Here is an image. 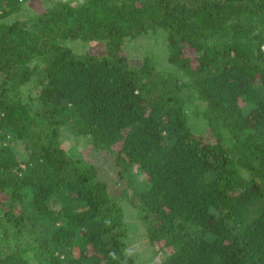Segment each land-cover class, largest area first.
Wrapping results in <instances>:
<instances>
[{
	"label": "trees",
	"instance_id": "16d2710c",
	"mask_svg": "<svg viewBox=\"0 0 264 264\" xmlns=\"http://www.w3.org/2000/svg\"><path fill=\"white\" fill-rule=\"evenodd\" d=\"M33 1L0 0V264H264V0Z\"/></svg>",
	"mask_w": 264,
	"mask_h": 264
},
{
	"label": "rangeland",
	"instance_id": "374dc122",
	"mask_svg": "<svg viewBox=\"0 0 264 264\" xmlns=\"http://www.w3.org/2000/svg\"><path fill=\"white\" fill-rule=\"evenodd\" d=\"M37 5H38V1L37 0H34L32 3H31V6H34V7H37ZM84 152H85V154H92V152H90V150H88V149H85L84 150ZM95 160H97L98 161V165H99V168H100V174L102 175V177L105 179H110V180H112V173L114 172V168H112V167H110L109 166V162H108V159H106V158H99V157H97L96 156V158H94ZM104 174H105V176H104ZM144 227L142 226V228H141V226H140V229H141V231H142V233H144V229H143ZM140 231V230H139ZM137 232V234L139 235L140 234V232ZM135 236H137L136 234H134ZM145 236V235H144ZM130 238H131V240H133V235L132 234H130ZM138 238V237H137ZM144 242H145V240L144 239H142V238H139L138 239V241L134 244L136 247H139L140 249H143V246H144ZM141 257H144V258H146V259H149V252L148 251H146L144 254L142 253V256Z\"/></svg>",
	"mask_w": 264,
	"mask_h": 264
},
{
	"label": "built area",
	"instance_id": "2783aa9c",
	"mask_svg": "<svg viewBox=\"0 0 264 264\" xmlns=\"http://www.w3.org/2000/svg\"><path fill=\"white\" fill-rule=\"evenodd\" d=\"M262 47H263V49H264V45H263Z\"/></svg>",
	"mask_w": 264,
	"mask_h": 264
}]
</instances>
